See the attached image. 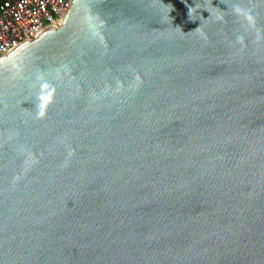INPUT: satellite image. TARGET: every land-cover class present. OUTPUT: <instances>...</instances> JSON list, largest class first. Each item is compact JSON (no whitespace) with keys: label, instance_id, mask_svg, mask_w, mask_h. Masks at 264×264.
Instances as JSON below:
<instances>
[{"label":"water","instance_id":"water-1","mask_svg":"<svg viewBox=\"0 0 264 264\" xmlns=\"http://www.w3.org/2000/svg\"><path fill=\"white\" fill-rule=\"evenodd\" d=\"M0 264H264V0H73L0 56Z\"/></svg>","mask_w":264,"mask_h":264},{"label":"built area","instance_id":"built-area-1","mask_svg":"<svg viewBox=\"0 0 264 264\" xmlns=\"http://www.w3.org/2000/svg\"><path fill=\"white\" fill-rule=\"evenodd\" d=\"M73 0H3L0 3V56L33 40L49 28H58Z\"/></svg>","mask_w":264,"mask_h":264},{"label":"clouds","instance_id":"clouds-1","mask_svg":"<svg viewBox=\"0 0 264 264\" xmlns=\"http://www.w3.org/2000/svg\"><path fill=\"white\" fill-rule=\"evenodd\" d=\"M192 11H193V9L190 8V13H191ZM211 14H212V13H211ZM199 27H200V26H199ZM199 27H197V29H198Z\"/></svg>","mask_w":264,"mask_h":264},{"label":"crops","instance_id":"crops-1","mask_svg":"<svg viewBox=\"0 0 264 264\" xmlns=\"http://www.w3.org/2000/svg\"><path fill=\"white\" fill-rule=\"evenodd\" d=\"M3 0H0V3L2 2Z\"/></svg>","mask_w":264,"mask_h":264}]
</instances>
